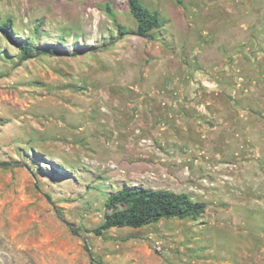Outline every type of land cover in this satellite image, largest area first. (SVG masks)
<instances>
[{
  "label": "rangeland",
  "instance_id": "1",
  "mask_svg": "<svg viewBox=\"0 0 264 264\" xmlns=\"http://www.w3.org/2000/svg\"><path fill=\"white\" fill-rule=\"evenodd\" d=\"M139 1L153 38L128 0H0V264H264V0ZM124 185L206 208L88 232Z\"/></svg>",
  "mask_w": 264,
  "mask_h": 264
},
{
  "label": "trees",
  "instance_id": "2",
  "mask_svg": "<svg viewBox=\"0 0 264 264\" xmlns=\"http://www.w3.org/2000/svg\"><path fill=\"white\" fill-rule=\"evenodd\" d=\"M129 11L136 20V28L129 32L119 27L120 35L134 34L144 38H153V31L163 23L157 11H151L139 0H128ZM10 22L0 24L5 33ZM20 59L24 60L45 54L59 53L55 48H35L24 43L19 46ZM105 212L102 221L87 230L102 235L115 227L140 228L167 218H198L205 210L204 201L194 200L186 192H176L164 188H146L124 185L117 191L109 193L104 203ZM75 231V230H74ZM90 256L92 252L89 251Z\"/></svg>",
  "mask_w": 264,
  "mask_h": 264
},
{
  "label": "water",
  "instance_id": "3",
  "mask_svg": "<svg viewBox=\"0 0 264 264\" xmlns=\"http://www.w3.org/2000/svg\"><path fill=\"white\" fill-rule=\"evenodd\" d=\"M0 164H2V165H6L7 163H6V162H0Z\"/></svg>",
  "mask_w": 264,
  "mask_h": 264
}]
</instances>
